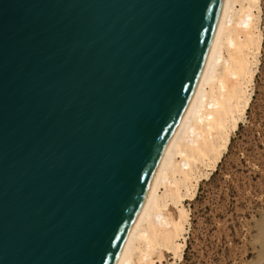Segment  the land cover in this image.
I'll list each match as a JSON object with an SVG mask.
<instances>
[{
    "label": "water",
    "instance_id": "obj_1",
    "mask_svg": "<svg viewBox=\"0 0 264 264\" xmlns=\"http://www.w3.org/2000/svg\"><path fill=\"white\" fill-rule=\"evenodd\" d=\"M222 0H0V264H114Z\"/></svg>",
    "mask_w": 264,
    "mask_h": 264
},
{
    "label": "bare ground",
    "instance_id": "obj_2",
    "mask_svg": "<svg viewBox=\"0 0 264 264\" xmlns=\"http://www.w3.org/2000/svg\"><path fill=\"white\" fill-rule=\"evenodd\" d=\"M261 13V0H222L196 88L114 264L183 259L190 226L184 201L192 200L200 181L216 170L254 93L263 42Z\"/></svg>",
    "mask_w": 264,
    "mask_h": 264
},
{
    "label": "rangeland",
    "instance_id": "obj_3",
    "mask_svg": "<svg viewBox=\"0 0 264 264\" xmlns=\"http://www.w3.org/2000/svg\"><path fill=\"white\" fill-rule=\"evenodd\" d=\"M261 10L260 64L246 117L216 170L184 201L190 226L174 264H264V0Z\"/></svg>",
    "mask_w": 264,
    "mask_h": 264
}]
</instances>
